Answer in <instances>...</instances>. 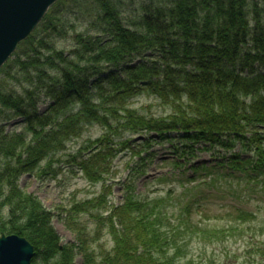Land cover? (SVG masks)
I'll use <instances>...</instances> for the list:
<instances>
[{
  "label": "trees",
  "instance_id": "1",
  "mask_svg": "<svg viewBox=\"0 0 264 264\" xmlns=\"http://www.w3.org/2000/svg\"><path fill=\"white\" fill-rule=\"evenodd\" d=\"M87 1L98 14L88 31L75 32L76 47L68 54L53 36L67 34L61 16L67 0H59L0 68L13 79H0V197L16 222L0 226V234L23 236L34 249L31 264H77L78 255V264H181L178 254L193 237L200 233L210 239L221 232L198 230L192 219L195 210L209 204L200 201L206 200L204 176L213 183L220 178L245 182L252 192L264 194V0H150L138 20L127 22L113 0H74V5L86 8ZM140 90L174 111L153 118L126 107L125 98ZM42 101L51 102L40 114ZM71 103H78V112L54 128L59 110ZM16 117L31 139L5 132L3 121ZM93 121L105 129L90 143L98 147L97 166L106 169L97 170L92 157L78 160L81 150L65 161L69 169L75 163L99 182L117 152L128 148L132 157L119 183L122 203L111 204L107 216L91 212L111 235L109 249L90 246L87 227L76 219L71 221L76 243L62 244L49 210L16 185L27 172L55 176L50 157L55 137L61 144ZM163 145L166 153L158 156L155 147ZM200 152L211 153V159L197 161ZM164 164L177 173L160 172L153 181L177 180L182 189L169 188L150 199L137 183L151 166ZM89 204L76 203L70 215L91 209ZM226 205L237 221L253 217L239 203ZM237 228L233 224L230 230ZM257 249L264 253L263 247Z\"/></svg>",
  "mask_w": 264,
  "mask_h": 264
},
{
  "label": "rangeland",
  "instance_id": "2",
  "mask_svg": "<svg viewBox=\"0 0 264 264\" xmlns=\"http://www.w3.org/2000/svg\"><path fill=\"white\" fill-rule=\"evenodd\" d=\"M58 1L59 0L53 5ZM113 1L117 3L125 22L131 19L138 20L137 14L141 10V6L150 4V0ZM87 3L90 6H86V8L75 6L74 0H67L65 3L66 5L63 8L61 16H64L65 21L63 29L67 34L63 38L56 33L53 34L57 39L56 46L62 49L65 54H68L76 47L74 40L75 32L85 33L90 27V22L95 21L96 15L98 14L96 6L91 5L92 1H87ZM262 5L263 2L261 3V6ZM89 33H92L91 30ZM0 79L5 82L13 81L11 76L3 73H0ZM108 89L109 88H106V90ZM185 101V98H182V102L186 104ZM50 102L51 101L40 102L38 104V112L40 114L45 112ZM124 105L146 117L153 118L165 117L174 111L172 105L164 104L148 90H140L135 94L129 95L125 98ZM78 106V103H75L69 108L65 107L60 109L58 115L55 117L56 123L54 128L56 124H63L66 122V119H71L73 115L78 112ZM3 124L5 132L10 135L24 134L28 140L32 138V134L27 132L25 129L26 125L22 122V118L20 117L3 121ZM54 131L58 132L55 129ZM104 131L105 129L101 123L93 121L85 124L77 134H70L65 139L61 137V144L58 145L56 144V139L59 135H57L55 141L51 144L53 149L55 147L56 149L50 154V157L54 159L52 166L57 170L55 173L56 175L54 176L52 173H48L47 175L40 176L38 171H34L32 173H23L16 180L18 189L27 193L29 196L35 197L44 209L49 210L52 215V226L60 237L62 244L76 243L78 236L74 229L75 227L71 224L72 219H76L87 227L90 240H92L90 246L102 245L106 249H109L112 245L111 235L108 233L107 229L102 228V220H97L91 215V212L94 214L100 212L104 216H107L111 204L122 203V191L119 189V183L123 182L129 173L128 163L132 161L131 153H129L130 151L128 148H125L117 152L113 159L109 158L110 160L112 159L109 173L102 175L105 180L99 182H95L97 180L93 181L86 173L77 170V165H75V163H73L74 165L69 169L65 162L67 159H70V156H75L77 158V154L81 150L78 160L91 159L92 157L94 167L97 168V170L106 169V166L102 165L100 168L97 166V164H101L100 161L97 162L98 147L90 143V141L97 140ZM141 137L142 136L135 137L134 140L138 141ZM164 147L167 146L155 147L159 149L158 156L166 153V151L162 149ZM217 151L223 152L224 150L217 149ZM197 159H199L197 160L199 162L210 160L211 153L200 152ZM46 160L47 158L42 159L39 166L42 167ZM154 165L149 168L146 181H138V189L144 191L145 195L150 199L165 194L166 190L169 188L177 192L181 191L182 184L177 180L163 182L153 181L162 171H173L177 173L171 164H164L162 166L163 168L154 167ZM2 167L3 165L0 164V169H2ZM200 180L201 179H198L192 182V186L196 185ZM202 181L205 182L208 187L202 186V191L206 194V200L201 199L200 201L209 204H206L203 210L199 212L195 210L192 213L193 222L198 223L197 226H200L198 230L209 228L218 229L221 232L218 236L210 237V239H202L200 233L196 237H193L187 248H182L181 251L178 250V252L180 251L178 254L179 263L264 264V253L257 251V248L260 249L263 247L264 249V194L252 192L250 187L246 186L245 182L241 183L220 178L217 183H213L208 176H204ZM109 183H112V186H109L110 190L107 189V192L104 186ZM5 187L7 188V186ZM200 197L203 198V196ZM1 200L2 197H0V226L4 227L16 224V222L12 221V215L9 214L8 207L4 206ZM232 200L239 202L241 207L253 213V217L241 218L237 221L233 209L226 205ZM83 202H90L88 207H91V209L86 208V210L81 211L80 214H75L76 217L70 215L71 206ZM210 203L213 204L211 205ZM9 216L11 220L8 221L7 219H9ZM233 224H238V228L231 231L230 228L233 227ZM97 228L101 230L98 231ZM8 235L24 238L17 233L0 234V236ZM170 252H172V250H170ZM75 262L77 264L81 262V257L79 255L76 257Z\"/></svg>",
  "mask_w": 264,
  "mask_h": 264
},
{
  "label": "water",
  "instance_id": "3",
  "mask_svg": "<svg viewBox=\"0 0 264 264\" xmlns=\"http://www.w3.org/2000/svg\"><path fill=\"white\" fill-rule=\"evenodd\" d=\"M57 0H0V68ZM32 246L22 237L0 236V264H30Z\"/></svg>",
  "mask_w": 264,
  "mask_h": 264
}]
</instances>
